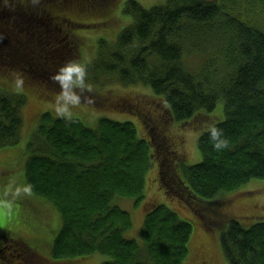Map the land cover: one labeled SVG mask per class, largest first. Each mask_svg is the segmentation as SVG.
Listing matches in <instances>:
<instances>
[{
  "label": "trees",
  "instance_id": "1",
  "mask_svg": "<svg viewBox=\"0 0 264 264\" xmlns=\"http://www.w3.org/2000/svg\"><path fill=\"white\" fill-rule=\"evenodd\" d=\"M105 1L113 0H0V147L22 137L27 95L9 89L17 80L60 90L52 77L79 60L87 66L94 105L108 99L104 92L114 83L151 87L155 99L114 100L115 108L140 115L148 136L139 135L133 119L100 116L88 125L83 116L69 122L50 110L41 113L25 143V184L62 216L54 259L100 252L109 255L101 264H184L193 224L167 204L146 201L140 243L125 237L133 217L116 200H146V176L156 159L165 193L209 213L222 193L264 178V24L243 20L216 0H168L149 9L127 0L122 11L132 22L114 38H98L92 59L84 60L65 11H95ZM205 44L217 50L215 56L207 57ZM196 54L209 60L193 72ZM220 99L225 115L215 124L229 147L217 151L209 131L201 130L202 160L184 165L166 125L194 124ZM228 223L221 245L229 264H264V221ZM7 224L0 223V232Z\"/></svg>",
  "mask_w": 264,
  "mask_h": 264
},
{
  "label": "rangeland",
  "instance_id": "2",
  "mask_svg": "<svg viewBox=\"0 0 264 264\" xmlns=\"http://www.w3.org/2000/svg\"><path fill=\"white\" fill-rule=\"evenodd\" d=\"M167 1L139 0L147 9L155 5L164 4ZM216 1L224 4L229 10H233L235 15L239 14L245 21L250 19L264 24V0ZM126 2L127 0H113L110 3L105 1L95 8L98 11H92L87 8H84L83 12L65 11L68 17L66 18L67 28L69 29L68 33L71 35V38L74 37L81 41L83 56H85L84 60L92 59V47L96 52L99 46L97 43L98 38L101 36L114 38L122 28L127 27L132 22V15L122 11ZM203 50H206L208 53L206 54L207 57L215 56L217 51L213 47L208 46V44H205ZM207 60L209 59L204 61L201 54H196L190 59V62H192L190 70L193 72L199 71ZM217 64L221 65L220 61ZM4 76L8 79L7 82L10 83L9 74ZM29 82L20 83L17 80L14 82V87L9 86L11 91L14 90L20 93L24 91L27 95V100L22 109L24 126L20 141L13 146L0 147V200H7L12 203L11 210L0 207V223H8L7 225H11L16 232L23 233L28 237V242L37 251V262L52 261L57 260L52 257L51 249L53 245L52 241L62 226V216L51 202H48L46 199L37 197L33 193L30 196L20 195L17 197L16 189H22L26 186V178H24V165L27 158L25 143L29 140L32 131L35 129L39 115L45 110L55 113L54 106L60 90L48 86L46 82ZM107 87L109 89L104 92L106 93L104 95L108 96L107 100L101 101L102 103L99 105L82 103L72 109L73 117L83 116L82 118L88 125H96L100 116L112 117L118 120L133 119L137 129L140 127L142 130L141 133L139 129V135L148 136V130L143 126L140 115L133 111L115 108L114 100L119 96H127L134 100L142 97L153 99L151 87L139 84L123 86L119 83H114ZM146 93H149V95H146ZM224 115V106L220 99L214 110L209 112V114L203 115L199 120L196 119L197 122L194 124L190 122L186 126L171 123L166 125L169 136L177 141L176 148L184 155V159L179 160V162L189 165L199 163L202 160V154L197 144L198 135L202 131L207 130V124L213 121L215 123L219 122ZM155 161L146 176V200L144 199L136 205L133 198L125 197L116 200L120 206L129 210L133 217V224L125 232V237L136 239L141 243L142 226L147 211L146 201L147 204L162 202L193 224L192 236L188 242L189 252L184 264H229L221 245V233L229 226L230 223L228 221L230 220L236 219L245 226L264 221V178H254V180L244 183V185L233 189L231 192L222 193L218 197L219 203H213L212 207H215H211L212 209L209 213L208 210L210 208L206 209L201 206L196 208V206L187 203L180 196L165 193L164 187L159 182V162L157 159ZM181 179H183V176H181ZM201 200L203 199H198L195 202L201 203ZM207 213L211 215L210 219L206 215ZM107 258H109V255L95 252V254L77 256L74 259H78L77 262L80 264H101Z\"/></svg>",
  "mask_w": 264,
  "mask_h": 264
},
{
  "label": "clouds",
  "instance_id": "3",
  "mask_svg": "<svg viewBox=\"0 0 264 264\" xmlns=\"http://www.w3.org/2000/svg\"><path fill=\"white\" fill-rule=\"evenodd\" d=\"M33 4H38L39 0H32ZM87 66L79 60H69L65 63L52 79L60 85V93L56 97L55 114L57 117L64 118L71 122L73 119L72 109L82 103H91L92 97L87 95L93 92V87L87 82ZM22 83V81L20 82ZM210 133V140L213 147L223 150L229 147V141L223 135V130L219 129L215 122L207 124ZM32 186L28 185L16 189V195H31ZM0 207L11 210L12 203L7 200H0Z\"/></svg>",
  "mask_w": 264,
  "mask_h": 264
},
{
  "label": "flooded vegetation",
  "instance_id": "4",
  "mask_svg": "<svg viewBox=\"0 0 264 264\" xmlns=\"http://www.w3.org/2000/svg\"><path fill=\"white\" fill-rule=\"evenodd\" d=\"M3 226L0 232V264H80L78 259L37 262V251L28 242V237L16 232L11 225Z\"/></svg>",
  "mask_w": 264,
  "mask_h": 264
}]
</instances>
